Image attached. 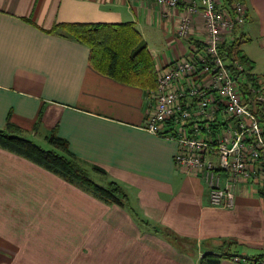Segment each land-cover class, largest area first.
Here are the masks:
<instances>
[{
	"label": "crops",
	"instance_id": "1",
	"mask_svg": "<svg viewBox=\"0 0 264 264\" xmlns=\"http://www.w3.org/2000/svg\"><path fill=\"white\" fill-rule=\"evenodd\" d=\"M240 1L245 22L223 42L237 39L264 79V0ZM181 11L155 0H0V130L13 125L47 145L56 134L82 167L104 170L95 180L126 196L122 207L106 204L0 147V264H201L210 255L244 264L233 257L264 253L256 185L235 182L230 209L210 205L200 175L175 164L177 142L145 129L149 92L94 71L88 47L60 28L131 22L156 70L203 37L197 17L189 39L176 37ZM230 182L220 173L221 186Z\"/></svg>",
	"mask_w": 264,
	"mask_h": 264
},
{
	"label": "built area",
	"instance_id": "2",
	"mask_svg": "<svg viewBox=\"0 0 264 264\" xmlns=\"http://www.w3.org/2000/svg\"><path fill=\"white\" fill-rule=\"evenodd\" d=\"M155 1L169 9L181 7L177 38L189 39L194 17L201 20L203 37L188 55L156 69V87L148 93L154 109L145 129L177 142L175 164L200 175L210 205L232 208L234 183L239 180L254 183L264 198V135L254 107L264 102V79L255 77L247 82L248 94L242 95L233 72L243 71L245 65L236 60L232 66L227 64L219 51L224 34L245 22L244 3ZM220 173L227 174L231 182L221 186ZM233 260L264 264V259Z\"/></svg>",
	"mask_w": 264,
	"mask_h": 264
},
{
	"label": "trees",
	"instance_id": "3",
	"mask_svg": "<svg viewBox=\"0 0 264 264\" xmlns=\"http://www.w3.org/2000/svg\"><path fill=\"white\" fill-rule=\"evenodd\" d=\"M224 1L230 4L235 0ZM60 28L88 47V65L97 73L147 92L156 87L154 61L131 22L67 23L62 24ZM219 51L227 64L232 66L231 62L236 60L245 65L243 71L233 72L231 66L229 69L240 85L241 94H248L247 82L254 81L255 76L250 72L251 64L240 50L237 39L222 42ZM254 107L264 135V102H259ZM46 140L51 149H43L23 137L22 131L16 126L8 125L4 130H0L1 148L30 160L106 204L124 206L126 196L117 183L109 181L104 186L97 184L91 179L88 171L77 162L65 139L51 133ZM91 170L101 175L105 174L104 170L96 166H92ZM253 258L264 259V253ZM217 263L218 257L214 255L204 256L201 262V264Z\"/></svg>",
	"mask_w": 264,
	"mask_h": 264
},
{
	"label": "rangeland",
	"instance_id": "4",
	"mask_svg": "<svg viewBox=\"0 0 264 264\" xmlns=\"http://www.w3.org/2000/svg\"><path fill=\"white\" fill-rule=\"evenodd\" d=\"M27 139H29V138H27ZM41 142H42V141L38 140V142H36V143H39V145H40ZM40 147L43 148V149H50V146L47 145V144H45L44 142L40 145ZM84 169H86V170L88 171L89 176L91 177V179H93V181H95V182H96L97 184H99V185H102V186L105 185V184H102V182L99 183V180H95V178H94V173H92V170H91L92 168H91V167H89V166H84Z\"/></svg>",
	"mask_w": 264,
	"mask_h": 264
}]
</instances>
